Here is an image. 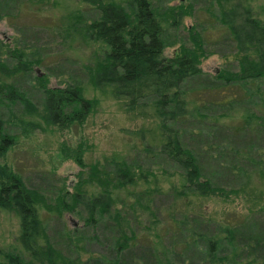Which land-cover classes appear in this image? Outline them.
I'll list each match as a JSON object with an SVG mask.
<instances>
[{
	"label": "rangeland",
	"instance_id": "obj_1",
	"mask_svg": "<svg viewBox=\"0 0 264 264\" xmlns=\"http://www.w3.org/2000/svg\"><path fill=\"white\" fill-rule=\"evenodd\" d=\"M149 1L161 17L166 14L164 58L191 48L190 30L200 40L199 74L183 85L188 115L177 130L197 160L201 180L221 191L187 206L175 192L179 171L158 155L164 139L151 106L127 110L124 100L91 85L96 57L102 59L101 47L83 41L81 35L99 15L75 0H0V67L10 72L20 61L33 64L26 73L0 71L1 134L14 138L0 162L51 209L59 194L73 192L80 173L88 176V167L81 169L71 158L79 144L85 148L86 166L99 163L108 171L127 168L136 186L119 190L115 206L124 217L125 234L136 236L131 254L124 259L127 264H218L205 255L201 239L225 236L219 231L225 222L235 231L229 243L222 242L221 257H228L222 264H231L230 258L234 264H264V123L259 125L258 120L264 115L260 101L264 84L258 87L255 84L261 81H257L246 87L248 83H225L217 77L238 70L234 43L220 23V12L229 10L233 1ZM240 2L248 4L252 17L264 21V0ZM180 12L178 23L172 25L173 15ZM41 82L48 88L80 86L85 98L96 100L94 112L81 127L62 131L48 127ZM11 90L16 96L8 95ZM251 114L256 119L244 127ZM40 214L45 236L65 258L86 263L114 257L118 234L106 220L88 228L80 206L61 217L54 210L42 209ZM197 214L198 226L191 222ZM18 234L16 215L0 211V264L6 262L7 253L19 248Z\"/></svg>",
	"mask_w": 264,
	"mask_h": 264
},
{
	"label": "trees",
	"instance_id": "obj_2",
	"mask_svg": "<svg viewBox=\"0 0 264 264\" xmlns=\"http://www.w3.org/2000/svg\"><path fill=\"white\" fill-rule=\"evenodd\" d=\"M231 1L232 7L220 12V23L225 27L229 40L234 43L232 47L236 50L234 55L238 60V70L221 72L217 77L225 83H248L246 87L261 81L255 84L259 87L264 84V21L252 17L248 4L244 5L240 0ZM75 2L90 7L99 15L85 26L81 35L83 41L101 47L102 59L96 57L91 85L98 90H109L115 100H124L127 110L134 111L151 106L164 139V143L157 150L158 155L179 171L181 181L179 190L175 192L179 198L185 200L187 206L192 205L196 198H210L216 191H221L212 187L206 179L201 180L197 160L193 152L182 144L177 130V124L188 115L183 85L199 74V58L203 52L198 35L190 30L191 48L167 59L163 57L165 43L162 33L166 14L161 17L149 0H123L122 3L118 0ZM179 18L181 12L173 15L172 25H176ZM18 56L22 57L20 53ZM30 66H33L31 62L20 61L10 72L26 73ZM6 69L0 67L3 73H10ZM45 83L41 82L39 88L45 96L44 121L48 127L58 131L73 126L81 127L94 112L96 100L85 98L80 86L48 88ZM245 86L243 90L247 91ZM3 87L11 88L7 84ZM254 91L258 95L257 87ZM8 95L16 96V93L11 90ZM261 97L260 101L264 104V96ZM252 119L256 117L247 115L244 127ZM258 120L259 125L264 123V115L258 117ZM1 131L0 129V161L14 141L13 137L4 136ZM84 151L83 145L79 144L72 151L71 158L81 169L88 167V176L80 173L73 192L64 191L59 194L52 209L42 196L24 187L21 177L10 166L0 162V211L14 213L19 222V248L5 255L4 264H127L124 259L126 254H131L136 236L133 232L126 235V230L122 229L124 217L115 208L116 194L121 189L127 190L128 187L136 186V180L127 168L108 171L106 168L100 169L99 163L86 166L83 160ZM88 188L92 189L91 192ZM79 206L83 208V222L88 228H95L103 219L117 230V246L111 260H86V263H82L80 258H65L45 236L40 218L42 209L49 212L54 210L61 217L63 212H74ZM198 215L191 218L196 226L198 223L195 219ZM182 224L185 225L183 222ZM222 226L219 231L225 236L220 238L212 235L206 240L201 239L205 246V255L218 264L228 261V257H221L225 250L222 242L229 243L235 231L227 222ZM198 235L199 233L197 238ZM230 249L235 252V247L231 246ZM231 260L230 258V263L234 264Z\"/></svg>",
	"mask_w": 264,
	"mask_h": 264
}]
</instances>
